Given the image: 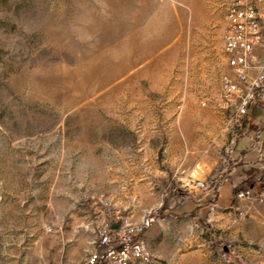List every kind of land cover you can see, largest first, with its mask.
I'll use <instances>...</instances> for the list:
<instances>
[{
  "label": "rangeland",
  "instance_id": "obj_1",
  "mask_svg": "<svg viewBox=\"0 0 264 264\" xmlns=\"http://www.w3.org/2000/svg\"><path fill=\"white\" fill-rule=\"evenodd\" d=\"M222 3L0 0V264H83L111 217L145 214L178 264H264L257 242L189 203L211 188L219 200L243 131L219 108ZM244 173L223 200L257 196ZM189 176L205 189H184Z\"/></svg>",
  "mask_w": 264,
  "mask_h": 264
},
{
  "label": "built area",
  "instance_id": "obj_2",
  "mask_svg": "<svg viewBox=\"0 0 264 264\" xmlns=\"http://www.w3.org/2000/svg\"><path fill=\"white\" fill-rule=\"evenodd\" d=\"M222 7L228 71L220 81L219 108L239 124L253 108L264 110V0H223ZM181 185L190 192L206 187L205 182L191 177ZM154 221L148 215L139 224L111 217L95 233L94 251L83 264H162L146 240Z\"/></svg>",
  "mask_w": 264,
  "mask_h": 264
},
{
  "label": "crops",
  "instance_id": "obj_3",
  "mask_svg": "<svg viewBox=\"0 0 264 264\" xmlns=\"http://www.w3.org/2000/svg\"><path fill=\"white\" fill-rule=\"evenodd\" d=\"M238 126H243V131L237 138L231 140L230 146L227 149V159L235 163V166L231 170L228 166H225V169L220 174V178L216 180L217 184H215V187L217 188V194H219V200H210V197H212L211 193L214 191L211 188L201 199L189 196V203L194 205L195 210L202 206H204L203 208L206 211L212 208L209 216H212L213 212H217L222 218L223 225L234 229L232 232L235 233L236 237L241 235L243 238H250L252 243L255 244L257 242L260 245L257 250L264 252V199L260 198L264 196V190L260 192L259 188L258 192H256V197L241 205L233 204L229 199H222L223 195L228 194L234 188L235 183H233L230 177H232L234 171L237 169L246 172L244 173L245 176H247L249 170H252L253 173H248V175L255 174L256 178L261 182L260 187L264 184V110L261 107L253 108ZM229 171L230 173H228ZM208 177H210V174H208ZM199 181L205 182L204 180ZM244 185H246V182ZM249 187L252 190L255 189L253 183ZM236 190L239 191L240 189L237 188ZM201 203H204V205ZM223 207H226V210L222 209ZM173 208L171 206L168 210L163 209L162 211L164 214L174 213L175 210ZM215 208H221L222 211L218 212ZM154 213L157 214V212ZM153 217L155 221L146 234L147 244L151 252L158 259L161 258L162 264H178L174 256L170 258V254L164 250L163 252L159 250V239H161L159 237L160 216L154 215Z\"/></svg>",
  "mask_w": 264,
  "mask_h": 264
},
{
  "label": "bare ground",
  "instance_id": "obj_4",
  "mask_svg": "<svg viewBox=\"0 0 264 264\" xmlns=\"http://www.w3.org/2000/svg\"><path fill=\"white\" fill-rule=\"evenodd\" d=\"M144 50V49H143ZM147 53H149V52H147ZM142 54H143V52H142ZM150 54V53H149ZM143 55H145V54H143ZM147 55V54H146ZM135 62V61H134ZM116 70V69H115ZM119 72V71H118ZM113 73V72H112ZM122 74V73H121ZM112 78V77H111ZM106 80H110V79H106ZM112 80V79H111ZM103 81V80H102ZM106 82V81H105ZM107 83V82H106ZM108 84V83H107ZM99 85V84H98ZM106 85V84H105ZM102 87V86H101Z\"/></svg>",
  "mask_w": 264,
  "mask_h": 264
},
{
  "label": "trees",
  "instance_id": "obj_5",
  "mask_svg": "<svg viewBox=\"0 0 264 264\" xmlns=\"http://www.w3.org/2000/svg\"><path fill=\"white\" fill-rule=\"evenodd\" d=\"M263 190H264V184L261 185L260 192H263Z\"/></svg>",
  "mask_w": 264,
  "mask_h": 264
},
{
  "label": "water",
  "instance_id": "obj_6",
  "mask_svg": "<svg viewBox=\"0 0 264 264\" xmlns=\"http://www.w3.org/2000/svg\"><path fill=\"white\" fill-rule=\"evenodd\" d=\"M113 228H114V229L117 228V224H113Z\"/></svg>",
  "mask_w": 264,
  "mask_h": 264
}]
</instances>
